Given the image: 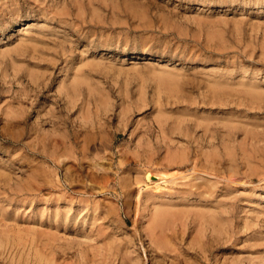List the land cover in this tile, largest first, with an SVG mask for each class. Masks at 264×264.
I'll use <instances>...</instances> for the list:
<instances>
[{
    "label": "rangeland",
    "instance_id": "obj_1",
    "mask_svg": "<svg viewBox=\"0 0 264 264\" xmlns=\"http://www.w3.org/2000/svg\"><path fill=\"white\" fill-rule=\"evenodd\" d=\"M0 264H264V0H0Z\"/></svg>",
    "mask_w": 264,
    "mask_h": 264
},
{
    "label": "bare ground",
    "instance_id": "obj_2",
    "mask_svg": "<svg viewBox=\"0 0 264 264\" xmlns=\"http://www.w3.org/2000/svg\"><path fill=\"white\" fill-rule=\"evenodd\" d=\"M178 80H179V79H178ZM194 152H195V151H194ZM177 153H178V152H176V154H177ZM182 154H183V153H182ZM182 154H181V155H182ZM195 154H197V153L195 152ZM198 154H199V153H198ZM212 158H213V157H212ZM147 159H149V157H147ZM186 159H188V158L186 157ZM186 159H185V160H186ZM169 160H170V159H169ZM179 160H180V159H179ZM185 160H184V161H185ZM147 161H148V160H147ZM172 161H173V160H172ZM197 161L199 162V160H197ZM208 161H209V160H208ZM193 163H194V162H193ZM196 163H197V162H196ZM196 163H195V164H196ZM201 163H202V162H201ZM201 163H200V164H201ZM213 163H214V162H213ZM211 164H212V163H211ZM181 166H182V165H181ZM194 167H195V166H194ZM201 167H202V166H201ZM197 168H198V167H197ZM192 169H193V168H192ZM192 169H191V170H192ZM201 169H202V168H201ZM211 169H212V168H211ZM193 170H194V169H193ZM193 170H192V171H193ZM194 171H195V170H194ZM197 171L199 172V170H197ZM204 171H205V169H204ZM206 171H207V170H206ZM184 172H185V171H184ZM182 173H183V172H181V176H182ZM188 173H192V172H188ZM188 173H187V174H188ZM194 173H195V172H194ZM201 173H202V171H201ZM206 173H207V172H206ZM206 173H205V174H206ZM210 173L212 174L213 172L210 170ZM210 173H207V174H210ZM178 174H179V173H177V175H178ZM192 174H193V173H192ZM196 174H197V173H196ZM184 175H185V174H184ZM213 175H214V174H213ZM171 176H172V175H171ZM185 176H186V175H185ZM146 177H147V178L150 177V174L147 173V174H146ZM168 177H169V176H168ZM168 177H167V178H168ZM174 177H175V175H174ZM174 177H173L172 179H175ZM186 177H187V176H186ZM186 177H185V178H186ZM176 178H177V177H176ZM229 178H230V177H229ZM163 180H166V177H164ZM169 180H170V178H169ZM193 183H194V182H193ZM156 184H157V183H156ZM195 184H196V183H195ZM198 184L200 185V183H197V185H198ZM192 185H194V184H192ZM197 185H196V186H197ZM201 185H202V184H201ZM160 186H161V185H160ZM194 186H195V185H194ZM165 187H166V186H165ZM153 188L156 189L157 186H156V187H153ZM153 188L151 187V189H153ZM169 188H170V187H169ZM188 188H189V187H188ZM188 188H187V189H188ZM190 188H191V186H190ZM159 189H160V188H159ZM159 189H158V190H159ZM194 189H195V188H194ZM196 189H197V188H196ZM202 190H204V189H202ZM188 191H189V189H188ZM190 191H191V190H190ZM194 191H195V190H194ZM195 192H196V191H195ZM197 192H200V191H197ZM202 192H203V191H202ZM202 192L200 193L201 195H202ZM191 193H192V192H191ZM191 193H190V194H191ZM179 194H180V193H179ZM184 194H185V193H184ZM187 194H188V193H187ZM195 194H196V193H195ZM197 194H198V193H197ZM160 195H162V193H161ZM191 195H193V194H191ZM185 196H186V195H185ZM162 197H163V196H162ZM179 197H180V196H179ZM179 197H178V198H179ZM181 197H182V196H181ZM181 197H180V198H181ZM183 197H184V195H183ZM187 198H189V197H187ZM191 198H192V197H191ZM198 198H199V197H198ZM203 199H204V198H203ZM207 199H209V198H207ZM163 200H164V199H163ZM201 200H202V199H201ZM204 200H205V202L207 201L206 199H204ZM153 201H154V200H153ZM202 202H203V201H202ZM166 203H167V202H166ZM166 203H164V204H166ZM176 203H178V202H176ZM156 204L158 205V203H156ZM160 204H161V203H160ZM164 204H163V205H164ZM167 204H168V203H167ZM180 204H181V203H180ZM154 205H155V204H154ZM175 205H176V204H175ZM194 205H195V204H194ZM204 205H205V204H204ZM204 205H203V206H204ZM158 206H160V205H158ZM170 206H172V205H170ZM173 206H174V204H173ZM180 206H181V205H180ZM191 206H192V205H191ZM178 207H179V206H178ZM205 207H207V206H205ZM209 207H210V206H209ZM157 208H158V207H157ZM179 208H181V207H179ZM182 208H183V207H182ZM207 208H208V207H207ZM157 210H159V209H157ZM160 210H161V209H160ZM166 210H167V208H166ZM180 210H181V209H180ZM204 210H205V209H204ZM209 210H210V208H209ZM171 211H172V209H171ZM178 211H179V210H178ZM167 212H168V211H167ZM179 212H181V211H179ZM209 212H210V211H209ZM163 213H164V212H162V214H163ZM181 213H182V212H181ZM206 213H207V212H206ZM178 214H179V213H178ZM178 214H177V215H178ZM212 214H213V213H212ZM171 215L173 216V214H171ZM174 215H175V214H174ZM177 215H176V216H177ZM163 216H164V215H163ZM165 216H166V215H165ZM165 216H164V217H165ZM205 216H206V215H205ZM159 217H160V216H159ZM210 217H211V216H210ZM173 218H174V217H173ZM176 218H178V217H176ZM206 219H207V218H206ZM206 219H205V220H206ZM158 220H159V219H158ZM157 223H158L159 225L162 224V223L164 224V222H162V223L157 222ZM157 223H156V225H157ZM165 226H166V225H165ZM160 227H161V226H160ZM163 227H164V226H162V230H163ZM166 227H167V226H166ZM166 227H165V229H166ZM152 230H153V228L151 229V231H152ZM156 231H157V229H156ZM156 231H155V232H156ZM163 232H164V231H163ZM160 233H161V232H160ZM160 233H159V234H160ZM152 234H153V232H152ZM157 234H158V233H157ZM157 234H156V235H157ZM159 234H158V235H159ZM174 237H175V236H174ZM159 238H160V236H159ZM161 240H162V239H161ZM162 241H164V239H163ZM114 242H115V241H114ZM160 242H161V241H160ZM167 242H168V240H167ZM156 243H157V242H156ZM164 244H165V243H164ZM166 244H167V243H166ZM157 245H159V244H157ZM162 245H163V244H162ZM110 247H111V246H110ZM160 247H161V245H160ZM36 249H37V248H36ZM119 251H120V250H119ZM1 253H2V251H1ZM38 253H39V252H38ZM115 253H116V252H115ZM117 254H118V253H117ZM121 256H122V255H121ZM151 257H152V256H151ZM13 260H14V259H13ZM122 261H124V260H122ZM129 262H130V261H129ZM127 263H128V262H127Z\"/></svg>",
    "mask_w": 264,
    "mask_h": 264
}]
</instances>
